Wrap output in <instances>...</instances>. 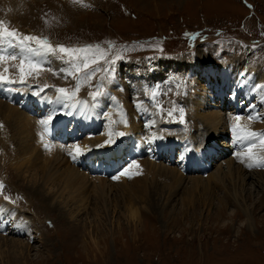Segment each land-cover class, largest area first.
I'll return each mask as SVG.
<instances>
[{
	"label": "rangeland",
	"instance_id": "374dc122",
	"mask_svg": "<svg viewBox=\"0 0 264 264\" xmlns=\"http://www.w3.org/2000/svg\"><path fill=\"white\" fill-rule=\"evenodd\" d=\"M0 21L17 32L15 39L1 37V41L26 55L27 76L32 77L28 70L36 73L29 69L27 62L33 60V64L34 61L40 64L38 81H27L23 86L20 83L23 88H33L31 90L37 93V89L44 93L64 88L69 93L88 92L92 99H98L105 97L108 89L116 91L119 87L127 91L138 81L144 95L142 102L151 99L149 103L154 105L150 107L154 109L166 93L164 100L171 104L167 106L169 111L163 107L164 102L158 104L159 118L164 119L159 123H178L187 135H196L198 141L194 142L203 148L211 145L206 127L200 122L192 123L187 108L195 92L193 83L197 82L198 86L204 83L198 79L199 64L221 65L233 59L264 78V0H0ZM24 36H36L50 44L54 51L41 48L35 41L21 43ZM60 46L69 52L59 51ZM37 54L44 56L43 61H38ZM93 59L97 63H92ZM85 61L89 69L83 68ZM133 73L139 77L131 76ZM0 75H6L7 79L2 80L5 83L14 84L9 82L14 81V77L2 68ZM233 80V77L223 80L225 93L215 97V104L220 102L219 106L228 115L235 111L234 103L228 101ZM29 84L31 88L25 87ZM251 98L253 104L256 98ZM18 102L21 104L22 100ZM34 102H27L24 111H30L27 113L36 118L45 115L46 105ZM240 104L239 115H244L251 107L245 100ZM259 105L256 111L259 127L250 133L260 136L247 145L252 149L249 153L255 162L233 163L229 175L205 180L199 172H187V178L194 177V181L179 176L173 178L167 169L169 166L176 169L178 150H164L157 159L149 154L157 165L150 167L154 179L145 181L144 186L146 190L164 194L161 201L166 202L158 211L144 209V197L140 196L141 200L134 193L140 188L134 189V184L128 181L121 184L122 187L114 181L111 187L110 183L103 185L102 196L96 195L95 186H91L84 205L81 200L82 207H77L78 203L65 207L58 203L59 198L47 200L39 195L27 173L24 179L16 176L15 160L0 155V184H3L0 195L4 201L5 196L9 198L6 202L17 207L18 213L28 218L29 225L34 224V238L28 245L29 250H25L27 259L5 254L0 256V264H264V153H261L264 147L258 144L264 137V105L261 102ZM180 109H183V121ZM181 133L177 136L179 140L185 135ZM14 148L13 144L9 145L11 155ZM260 153L261 158L255 157ZM131 160L134 157H130ZM221 161L219 156L213 164ZM87 162L82 170L88 176L120 175V179L124 178L121 167V170L111 168L101 172L95 163ZM123 162L117 163L116 168ZM245 162L249 165L245 166ZM127 194L128 203L139 212L138 222L128 219L125 205L120 201ZM68 211L74 212V216L70 217ZM6 235L19 236L24 241L27 238L24 234L14 235L10 228ZM40 254L44 257L38 256Z\"/></svg>",
	"mask_w": 264,
	"mask_h": 264
},
{
	"label": "bare ground",
	"instance_id": "6f19581e",
	"mask_svg": "<svg viewBox=\"0 0 264 264\" xmlns=\"http://www.w3.org/2000/svg\"><path fill=\"white\" fill-rule=\"evenodd\" d=\"M5 39L6 38H4V40ZM35 52L36 51H34V55ZM25 54L29 55V53ZM11 56H15L16 59L0 60V68L4 71L7 69V71H5L7 75H12L14 77V84H8L0 80V125H2V127H0V155H4L5 159L15 160L13 170L16 176H18L19 179H24L26 178L24 173H27V177L32 178L31 184L35 186L34 189L36 192L47 200H52V197L55 200L54 197H56V199L59 198L60 200L58 203L64 204L65 207L66 205L72 207V204L77 205L76 203L79 204L77 207H82L81 200L84 205V197L88 189H90L89 187L95 186L96 195L102 196L104 191L102 190V192L100 189L103 185L110 183L108 186L111 187L114 181L118 184V187H122L121 184L128 181L134 184V189L140 188L139 192L134 193L136 196L144 197V209L147 208V210H152L154 208L155 211H158V208L166 202L165 199L161 201L164 194H160L159 191L146 190V186H144L146 183L145 181L154 179L153 170H150V167L152 165H157L153 162L154 159L152 160L149 154H154L157 159L162 151L170 148L169 151L171 150V152H173V149H177V167L175 169L169 166L170 169L167 167V170L173 178L179 176L182 179H186L189 176H186L185 173L187 172H199L202 175V179L205 180L211 177L218 178L221 175H229L233 169V163L244 164L243 160L252 162L254 159V156L249 153L251 148L249 149L247 145L251 142H255L257 140L256 137L260 136L257 133H255L256 135H252L250 131L256 130L259 127V124L256 122L259 119L256 118L258 117L256 111L258 110L257 107L260 106V102L264 105V78L261 73L257 75L252 72L253 70L246 69L243 63H239L232 59L229 63L221 65L211 66L206 62L199 64L201 70L199 71L198 79L204 83L199 86L197 82L193 83V91L195 92L190 98V106H187V108L190 112L189 118H191V122H200L202 126L206 127L207 134L209 135L208 142H210L211 145L207 148H205V145L203 148L194 142V140L198 141L195 138L196 135H187L184 127L179 126L178 123L175 125H166V123L163 125L159 123L160 120L164 119L159 118L160 114L157 111L158 104L163 105L164 102L163 107L166 106L165 110L168 109V111L169 107L167 108V106L171 104L164 100V95L166 93H163L162 96L160 95L161 97L159 100L161 99V101L157 104L156 109L150 107V105H154L149 103L151 101L150 98V100L144 101L145 103L142 102L144 95L138 81L135 85L127 89V91L120 90L118 87L119 84L116 91L108 89L106 95L104 93L105 97L102 96V98L98 99H92L88 96L87 91V93L78 92L71 99L62 98V95L54 89L44 93H42L40 89H37L38 93H42L37 94V92L31 90L33 88L30 87V84L25 87H30L31 89L22 87L24 85L23 83L26 84L32 80H34V82L38 81L37 73H33L34 76L31 74L32 77L27 76L25 70L27 69L26 66L24 67L25 74L23 76V80L25 81L17 82L22 79L20 64L21 61L25 62L26 55L21 51H15L13 46L2 42L0 37V57ZM36 56L40 57L38 61H43L44 56L39 54ZM30 61L32 62L33 60ZM31 62H27V65ZM35 62L37 61H34V64H36ZM176 67L178 69L179 67L181 68L180 64H176ZM177 68L175 70H178ZM53 69L54 68H52V70ZM28 71L30 72V70ZM189 72L191 74L192 70L190 69ZM206 73H213V75L208 76ZM218 76L220 81L218 80ZM226 76L233 77L234 79L232 81V87L229 86L228 100L232 104L234 103L233 108H235V111L232 115L224 113L223 108L219 106L220 102L218 105L215 104V97H221L222 94L224 95L225 93L221 83L223 80L226 81ZM20 83H22V86ZM204 86L206 87L204 88ZM225 88L227 89L226 86ZM251 97L256 98L253 100V104ZM145 99L147 100V97ZM14 100L17 102L22 100V103L19 104L18 102V105L17 102L15 103L16 105L10 103V101ZM25 100H34L37 104H41V106L46 105L47 110H44L46 111L44 112L45 115L38 118L30 116L27 113L30 111H24L28 104L25 103V105H23ZM244 100L251 108L248 111L246 110L244 115H239V111L241 110L239 109V105H241L240 103ZM39 101H42V103ZM237 101H239V105ZM159 108L162 107L160 106ZM155 112L158 113L156 114ZM260 115H262L261 112ZM49 117H51L50 120ZM237 117L239 119H237ZM42 120H49L47 130H45V125L40 123ZM142 121L145 123H142ZM177 127L182 131L181 134H185L184 138L181 140L177 138V136H180L179 134L181 132L180 130V132H178V129H176ZM121 132L124 133V135H119ZM79 133L80 137H78ZM69 136L72 137L71 140L68 139L70 138ZM223 138H226V140L223 141ZM262 138L263 139L258 141L260 148L264 147V137ZM109 139L111 142L105 143V141ZM10 144H13L15 147L13 155L10 153ZM45 144L49 147L46 148ZM76 146H79V151H77ZM70 152L72 155H69ZM261 153H264L263 150ZM261 153L255 157L261 158L263 155ZM144 155L146 156L144 157ZM219 156L220 160L223 161L213 164L214 160ZM130 157H134V160L130 161ZM175 158L174 152V159ZM123 159L127 161L125 162L124 160L123 162ZM86 161L92 164L95 163L94 165L98 169L100 168L101 172H108L111 168L120 169L121 167V169L123 168L124 178L123 180L120 179V175H115L116 178H110L112 175L108 178L88 176V173L86 174L82 170L84 162ZM121 161L124 166L119 165V167L116 168V164ZM210 165L214 166L210 168ZM246 165L248 166L249 164L246 163L245 166ZM239 166L240 165H238V167ZM178 167L182 169L181 172ZM245 169L248 168L246 167ZM128 177H131V179ZM188 179L189 181L195 180L194 177L187 178L186 180ZM140 183L142 186H140ZM94 188L93 191L95 190ZM153 189H155V187ZM183 190L185 191V189ZM194 191L196 190H193V192ZM227 195H229V193ZM127 196L128 194L123 195L124 199L120 201L125 205L123 207H125L127 211L126 215L128 219L133 222L139 219L140 215L137 208H135L136 206L133 205V208V206L130 205L131 203H128ZM140 199L142 200L141 197ZM218 203H220V201ZM243 209L247 219H249L250 217L246 207ZM68 213L70 217L74 214V212L69 211ZM27 219L22 214L18 213L17 207L7 203L6 200L4 201L3 197L0 195V256L10 254L14 258L21 256L22 260L27 259L25 254L28 251L25 250H29L28 245L34 238V228L32 226L34 224L31 223L32 225H29ZM9 228L11 232H14V235L21 236L24 234L27 236L26 241L20 239L19 236L8 237L6 232ZM38 256L41 258L44 257L41 254Z\"/></svg>",
	"mask_w": 264,
	"mask_h": 264
},
{
	"label": "snow or ice",
	"instance_id": "6c2138e0",
	"mask_svg": "<svg viewBox=\"0 0 264 264\" xmlns=\"http://www.w3.org/2000/svg\"><path fill=\"white\" fill-rule=\"evenodd\" d=\"M74 2H79V0H74ZM0 37H6V38H11V39H15L17 37V32L13 29H9L7 28L2 21H0ZM24 41H35L38 45L41 46V48L47 50V51H54V49L52 48V46L50 44H48L46 41L36 37V36H24L21 38V43H23ZM59 51L63 52V53H68L69 50L64 48L63 46H60L59 48ZM2 59H12V60H15L16 57L15 56H11V57H0V60ZM92 63H97V61L95 59H93ZM31 70L32 72H36V73H39V71L41 70L40 66L37 65V64H32V63H29L27 65ZM24 67H25V62L24 61H21V64H20V72H21V76H22V79L20 82H24L23 80V76L25 74L24 72ZM90 65L87 61L84 62L83 64V68L84 69H89ZM5 71H7V69H5ZM32 73L29 72L28 75H31ZM7 77L5 76H2L0 75V80H6ZM9 82H14V81H9ZM76 91L78 92L79 91V85H77V88H76ZM58 92L61 93L62 95V98H65V99H71L74 95H75V92L73 93H69L66 89L64 88H60L58 89ZM39 94V93H37ZM96 94H93V96L95 97ZM155 95V94H153ZM169 115H171V113H169ZM180 118H181V121H183V109H180ZM51 119V117H49V120ZM237 119H239L237 117ZM49 120H42L40 121L41 124L45 125V130H47V125L49 123ZM0 127H2V125H0ZM119 135H124V133H119ZM252 135H256L255 133H252ZM111 142V140L109 139L108 141H105V143H109ZM102 146V145H101ZM45 147H49L47 144H45ZM76 149L77 151H79V146H76ZM69 155H72V153L70 152ZM124 173H122L123 175ZM116 178V177H114ZM131 178V177H129ZM3 188V184H0V189ZM4 199H9L7 196L4 197Z\"/></svg>",
	"mask_w": 264,
	"mask_h": 264
}]
</instances>
